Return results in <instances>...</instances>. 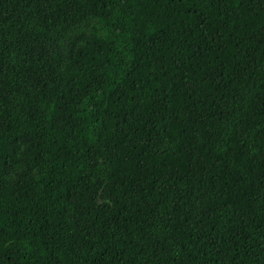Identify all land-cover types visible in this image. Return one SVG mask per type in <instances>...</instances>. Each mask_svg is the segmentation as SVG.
<instances>
[{"label":"trees","instance_id":"1","mask_svg":"<svg viewBox=\"0 0 264 264\" xmlns=\"http://www.w3.org/2000/svg\"><path fill=\"white\" fill-rule=\"evenodd\" d=\"M0 264H264V0H0Z\"/></svg>","mask_w":264,"mask_h":264}]
</instances>
